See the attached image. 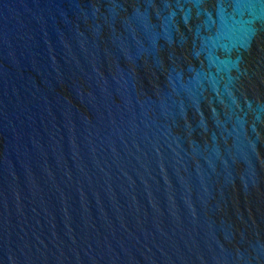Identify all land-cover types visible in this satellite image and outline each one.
<instances>
[{
	"label": "water",
	"instance_id": "95a60500",
	"mask_svg": "<svg viewBox=\"0 0 264 264\" xmlns=\"http://www.w3.org/2000/svg\"><path fill=\"white\" fill-rule=\"evenodd\" d=\"M0 264H264V0H0Z\"/></svg>",
	"mask_w": 264,
	"mask_h": 264
}]
</instances>
